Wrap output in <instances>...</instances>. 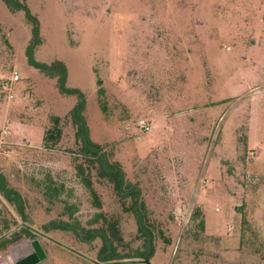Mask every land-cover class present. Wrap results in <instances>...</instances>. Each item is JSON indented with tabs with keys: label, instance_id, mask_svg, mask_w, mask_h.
<instances>
[{
	"label": "rangeland",
	"instance_id": "374dc122",
	"mask_svg": "<svg viewBox=\"0 0 264 264\" xmlns=\"http://www.w3.org/2000/svg\"><path fill=\"white\" fill-rule=\"evenodd\" d=\"M19 1L39 21L34 58L65 62L66 85L86 95L93 140L147 202L155 254L108 264H264V0ZM33 25L0 0V83L11 80L0 90V171L26 200L24 218L0 192V264L34 241L45 249L37 264H106L101 239L44 230L52 219L114 224L118 250L133 255L144 239L130 201L79 155L69 117L77 95L28 61ZM52 115L62 117L63 136L47 148ZM83 163L102 208L78 173ZM47 185L63 188L48 196ZM97 212L105 219L91 223Z\"/></svg>",
	"mask_w": 264,
	"mask_h": 264
},
{
	"label": "trees",
	"instance_id": "16d2710c",
	"mask_svg": "<svg viewBox=\"0 0 264 264\" xmlns=\"http://www.w3.org/2000/svg\"><path fill=\"white\" fill-rule=\"evenodd\" d=\"M8 7L13 10H23L26 15L33 22L34 39L28 47L27 56L30 64L35 65L46 75L56 77L58 86L62 92L68 94H76L78 97L77 103L71 109L69 117L72 124L75 126V139L80 146V153L83 157L89 159L98 169V175L107 178L113 185L116 195L123 201H130L128 210L131 211L135 217L139 236L144 239V248L136 250L133 255H126L118 250L114 241L118 229L114 224L110 227H85L80 221H68L64 219H52L45 224L43 228L46 231L51 229H60L64 231H72L79 239L84 242H91L99 238L102 241V246L99 250V260L108 264L115 263L117 260L125 261V258H141L142 261L150 260L155 254L156 249V235L154 225L150 219V212L147 202L143 196V191L138 182H133L127 178V173L119 161L112 160L110 155L104 150L103 146L94 141L91 135V128L88 122L87 115V98L86 95L75 87L66 85L68 78V68L64 61L56 60L52 62L38 61L34 58V47L36 44L42 42L40 36V27L38 18L33 15L27 6L19 0H4ZM3 82V81H2ZM2 82L0 83V90L2 89ZM98 85V99L100 108L103 112H107V104L105 99L106 89L103 86L102 78L97 79ZM52 126L45 129L43 144L47 148H53L61 140L63 136V128L61 126L62 117L57 115L51 116ZM86 164H80L77 168L79 175L82 177L84 185L89 190L95 206L102 208V202L99 199L98 192L94 187L92 179L87 176L89 170ZM61 188L58 186H46L45 194L56 196L60 194ZM0 192L11 203H14L21 215L26 218L25 206L26 200L22 193L15 187L11 186L7 176L0 171ZM69 207V206H68ZM70 215H73L77 208L75 206L69 207ZM105 219L103 212L94 214L91 223L98 222ZM200 227H205V221H200ZM23 230L31 238L34 233L23 226ZM23 238V234L18 232L12 238L13 243H17Z\"/></svg>",
	"mask_w": 264,
	"mask_h": 264
},
{
	"label": "water",
	"instance_id": "95a60500",
	"mask_svg": "<svg viewBox=\"0 0 264 264\" xmlns=\"http://www.w3.org/2000/svg\"><path fill=\"white\" fill-rule=\"evenodd\" d=\"M35 244V242L32 243V245ZM30 249H28L27 247H24L22 249H20L19 251H15L13 254H24L26 252H28ZM10 257V256H9ZM17 257V256H16ZM45 258V251L43 250V248L41 249L40 247H37V252L31 256H29L26 259L20 260L17 263H14V260H12L13 264H37L38 262H40L41 260H43ZM146 262H149V260H147Z\"/></svg>",
	"mask_w": 264,
	"mask_h": 264
},
{
	"label": "built area",
	"instance_id": "2783aa9c",
	"mask_svg": "<svg viewBox=\"0 0 264 264\" xmlns=\"http://www.w3.org/2000/svg\"><path fill=\"white\" fill-rule=\"evenodd\" d=\"M18 79H19L18 75L17 74H14V80H18ZM2 89L3 90L7 89V91L9 92V90L11 89V80H3V82H2ZM10 96H12V95L10 94ZM141 127L144 128V129H146V130H148L150 128V123L146 119H143L141 121ZM6 132H7V130L5 129V130H3L0 133L1 138H3V135ZM0 142H2V140Z\"/></svg>",
	"mask_w": 264,
	"mask_h": 264
},
{
	"label": "flooded vegetation",
	"instance_id": "af4514ba",
	"mask_svg": "<svg viewBox=\"0 0 264 264\" xmlns=\"http://www.w3.org/2000/svg\"><path fill=\"white\" fill-rule=\"evenodd\" d=\"M35 244H33L32 246H30V250L24 254H17L15 257V262L14 263H17L18 261L20 260H23V259H26L28 258L29 256L35 254L37 252V247H40L41 249L43 248V246L38 242V241H34ZM43 250L45 251V249L43 248Z\"/></svg>",
	"mask_w": 264,
	"mask_h": 264
}]
</instances>
